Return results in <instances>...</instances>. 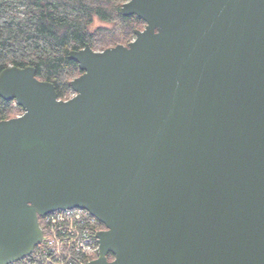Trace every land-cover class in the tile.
Returning <instances> with one entry per match:
<instances>
[{
	"label": "water",
	"instance_id": "1",
	"mask_svg": "<svg viewBox=\"0 0 264 264\" xmlns=\"http://www.w3.org/2000/svg\"><path fill=\"white\" fill-rule=\"evenodd\" d=\"M135 39L72 49L60 98L33 65L0 72V264L40 217L89 210L88 264H264V0H127ZM114 258L109 259V255Z\"/></svg>",
	"mask_w": 264,
	"mask_h": 264
},
{
	"label": "trees",
	"instance_id": "2",
	"mask_svg": "<svg viewBox=\"0 0 264 264\" xmlns=\"http://www.w3.org/2000/svg\"><path fill=\"white\" fill-rule=\"evenodd\" d=\"M124 1L0 0V72L10 65H33L39 78L54 83L60 98L69 96L70 81L82 73L69 57L72 49L127 43L144 23L136 15L120 12ZM95 17L113 27L91 31ZM21 108L15 100L0 96V120L17 116ZM74 254V260L84 258L82 252Z\"/></svg>",
	"mask_w": 264,
	"mask_h": 264
},
{
	"label": "built area",
	"instance_id": "3",
	"mask_svg": "<svg viewBox=\"0 0 264 264\" xmlns=\"http://www.w3.org/2000/svg\"><path fill=\"white\" fill-rule=\"evenodd\" d=\"M42 241L31 254L10 264H88L100 253L99 221L80 207L57 209L40 217ZM82 252L83 259L74 260Z\"/></svg>",
	"mask_w": 264,
	"mask_h": 264
},
{
	"label": "rangeland",
	"instance_id": "4",
	"mask_svg": "<svg viewBox=\"0 0 264 264\" xmlns=\"http://www.w3.org/2000/svg\"><path fill=\"white\" fill-rule=\"evenodd\" d=\"M127 0H125L124 2H126ZM145 26H146V23L144 22V23H141L140 24V26L139 27H137V29H143V28H145ZM101 27H109V28H111V27H113V24H110V23H106V22H103V21H101L100 19H97L96 17L94 18V22L92 23V25H90V30L91 31H96V30H98L99 28H101ZM135 37H136V35L134 34L131 38H130V41H133L134 39H135ZM129 41V42H130ZM129 42H127V43H129ZM127 43H118V44H127ZM117 45V44H116ZM116 45H113V46H116ZM113 46H110V47H113ZM108 48V47H107ZM94 50H97V51H100V50H103V49H101V48H98V49H94ZM80 75V74H79ZM79 75H77V76H79ZM76 76V77H77ZM75 78V77H74ZM73 78V79H74ZM72 79V80H73ZM73 90V89H72ZM75 95V92L74 91H72L70 94H69V96H67V97H64L63 99H69L70 97H73ZM24 112V110L23 109H21V112L19 113V114H17V116L18 115H21L22 113Z\"/></svg>",
	"mask_w": 264,
	"mask_h": 264
},
{
	"label": "flooded vegetation",
	"instance_id": "5",
	"mask_svg": "<svg viewBox=\"0 0 264 264\" xmlns=\"http://www.w3.org/2000/svg\"><path fill=\"white\" fill-rule=\"evenodd\" d=\"M145 22V21H144ZM128 44V43H127ZM105 227L101 225L100 229H104ZM114 257L110 254L109 259L112 260Z\"/></svg>",
	"mask_w": 264,
	"mask_h": 264
}]
</instances>
